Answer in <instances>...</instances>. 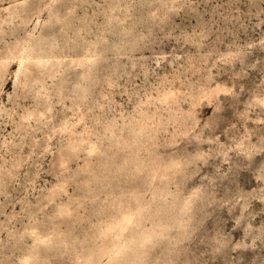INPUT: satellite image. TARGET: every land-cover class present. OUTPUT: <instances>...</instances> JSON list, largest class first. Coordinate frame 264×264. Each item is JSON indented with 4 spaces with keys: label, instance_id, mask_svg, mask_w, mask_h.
<instances>
[{
    "label": "rangeland",
    "instance_id": "374dc122",
    "mask_svg": "<svg viewBox=\"0 0 264 264\" xmlns=\"http://www.w3.org/2000/svg\"><path fill=\"white\" fill-rule=\"evenodd\" d=\"M0 264H264V0H0Z\"/></svg>",
    "mask_w": 264,
    "mask_h": 264
}]
</instances>
